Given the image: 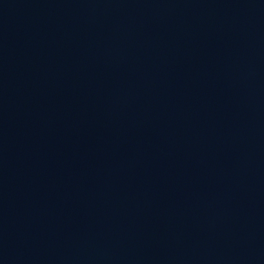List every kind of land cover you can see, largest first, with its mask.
<instances>
[{"label": "water", "instance_id": "obj_1", "mask_svg": "<svg viewBox=\"0 0 264 264\" xmlns=\"http://www.w3.org/2000/svg\"><path fill=\"white\" fill-rule=\"evenodd\" d=\"M0 264H264V0H0Z\"/></svg>", "mask_w": 264, "mask_h": 264}]
</instances>
